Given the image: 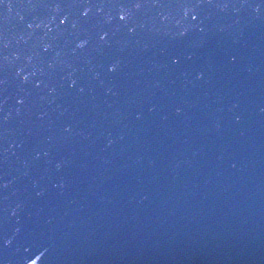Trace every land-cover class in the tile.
<instances>
[{
  "label": "water",
  "instance_id": "water-1",
  "mask_svg": "<svg viewBox=\"0 0 264 264\" xmlns=\"http://www.w3.org/2000/svg\"><path fill=\"white\" fill-rule=\"evenodd\" d=\"M0 264H264V0H0Z\"/></svg>",
  "mask_w": 264,
  "mask_h": 264
}]
</instances>
